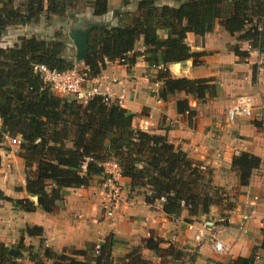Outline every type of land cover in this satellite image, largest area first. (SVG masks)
Segmentation results:
<instances>
[{
  "label": "trees",
  "instance_id": "16d2710c",
  "mask_svg": "<svg viewBox=\"0 0 264 264\" xmlns=\"http://www.w3.org/2000/svg\"><path fill=\"white\" fill-rule=\"evenodd\" d=\"M125 3V2H124ZM81 4V5H80ZM90 7L94 17L107 13V0H0V37L9 28L37 23L41 17L64 18L80 8ZM79 14V13H77ZM117 27H96L88 36V52L82 64L89 77H98L105 62L131 66L138 56L134 52L143 40L145 61L160 69L155 80L161 82L158 97L169 101L177 94L207 103L218 96L214 78L175 79L167 65L192 59L200 65L204 53H193L186 35L203 38L218 25L237 41L253 49L264 50V0H181L176 7L156 5L155 0H139L134 13L117 12ZM52 40L32 36L22 38L13 47H0V120L1 133L19 138V157L24 163L25 190L30 199L13 201L0 190V201L33 212L37 207L52 213L62 201L63 190L89 185L94 176H102L103 164L113 161L133 190H145V202L163 199L162 212L177 216L186 211L191 218L208 214L211 207L234 208L229 192L212 183V171L188 158L175 148L166 136L149 134L133 126L134 115L101 96L86 103L61 98L34 72L44 65L64 72L74 67L65 55L66 44L59 33ZM239 58L248 56L239 46L233 48ZM132 54L131 57H128ZM176 111L190 120L195 116L187 99L176 101ZM259 157L241 153L231 159V171L238 186L249 184ZM38 238L36 251L23 246V236ZM43 230L28 226L18 242V250L31 253L33 264H113L112 239H107L89 258L85 251L64 250L55 253L44 245ZM163 241L152 235L143 240L142 248L160 260L154 263L142 256L141 248L132 247L117 264H177L184 253L172 245L162 248ZM256 250L264 252V228L261 242L248 258L238 257L229 264H264V256L256 262ZM0 244V264H18L17 257ZM82 257L79 260L78 257ZM193 258L189 257V262Z\"/></svg>",
  "mask_w": 264,
  "mask_h": 264
},
{
  "label": "crops",
  "instance_id": "0c3cea01",
  "mask_svg": "<svg viewBox=\"0 0 264 264\" xmlns=\"http://www.w3.org/2000/svg\"><path fill=\"white\" fill-rule=\"evenodd\" d=\"M125 2V3H124ZM139 0H107V13L100 17L92 15L90 7L70 13L64 18L45 16L35 24L8 29L0 37V47H13L22 38L36 36L52 40L55 33L65 36L66 57L74 67L87 71L82 63L75 61V51L69 38L70 29L77 19L84 17L103 27L119 26L117 12L134 13ZM156 5L176 7L181 0H155ZM79 13V14H77ZM233 37L217 25L203 38L191 33L186 35V44L193 53L206 54L201 64L193 60L180 70L169 72L172 78L201 79L214 78L218 84V96L207 103L177 94L169 101L158 103L161 82L155 80L158 70L145 61V47L140 39L134 52L138 54L131 66L117 62H105V68L98 77L87 78L85 91L96 88L98 93L115 102L123 96L121 108L134 115L133 126L149 134L166 136L175 148L186 153L189 159L212 171V183L229 192L234 208L211 207L208 214L189 219L184 210L177 216L162 212L163 200L154 204L145 202V190H131L129 180L120 176L119 200L111 218L104 214L106 193L103 175L91 178L89 185L63 190V199L56 203L52 213L37 207L33 212L16 208L13 204L0 201V244L13 249L20 257L18 264H33L31 253L18 250V242L28 226L43 230L44 245L55 253L64 250L85 251L87 259L93 254L91 246L101 245L112 239L111 257L113 264L119 263L132 247L141 248L142 256L154 263L159 259L142 248L144 239L151 235L163 241L162 248L172 245L184 253V264H229L238 257L248 258L261 242L264 228V57L248 53L245 58L234 54ZM242 43V42H239ZM240 49L247 50V44ZM130 54L128 57H131ZM155 90V92H153ZM239 95L253 99L251 115L245 119L228 120L227 110ZM61 98L70 99L60 96ZM187 99L195 118L189 119L176 111V101ZM9 140V138H7ZM5 143V144H4ZM241 153L259 157L260 166L254 170L249 184L239 187L231 171V159ZM0 190L13 201L30 199L25 190L24 163L19 157V148L0 144ZM32 201V200H31ZM247 220H243V217ZM214 240L221 242L226 250L218 255L213 251ZM23 246L37 250L38 238L23 236ZM27 254V255H26ZM16 255V257H17ZM256 262L264 256L256 250ZM189 257L193 259L189 262ZM44 264L51 261L41 258ZM178 264V263H177Z\"/></svg>",
  "mask_w": 264,
  "mask_h": 264
},
{
  "label": "built area",
  "instance_id": "2783aa9c",
  "mask_svg": "<svg viewBox=\"0 0 264 264\" xmlns=\"http://www.w3.org/2000/svg\"><path fill=\"white\" fill-rule=\"evenodd\" d=\"M247 53L260 54L264 57V50L259 51L257 49L251 48L250 45L247 44ZM120 63L123 60L119 61ZM161 68V66H159ZM88 69V68H86ZM34 72L42 79L44 84L49 86V88L56 94L70 98L79 103H86L91 100L95 96H101L108 103H113L118 106H122L124 102V97H117L115 102L110 101V99L106 96H102L98 93L96 88H91L89 91H85L83 89V85L86 84L88 78V70H79L76 67L69 69L64 72H57L55 70H51L44 65H36L34 66ZM155 92V90H153ZM253 109V99L248 95H239L236 98L235 103L227 110L226 116L228 120L233 121L236 119H245L251 115ZM1 126V120H0ZM1 133V127H0ZM2 134V133H1ZM3 135V134H2ZM12 144L20 145V139H9ZM104 182L103 188L106 193V203L104 206V214L107 218H111L113 215V211L115 206L119 200L120 193V185L119 179L121 175L120 169L117 164L113 161H109L104 163ZM163 200V199H161ZM243 220H247V217H243ZM99 250V245L95 246V251ZM225 246L219 242L214 240L213 242V251L215 254L221 255L225 252Z\"/></svg>",
  "mask_w": 264,
  "mask_h": 264
},
{
  "label": "water",
  "instance_id": "95a60500",
  "mask_svg": "<svg viewBox=\"0 0 264 264\" xmlns=\"http://www.w3.org/2000/svg\"><path fill=\"white\" fill-rule=\"evenodd\" d=\"M102 26L101 24L94 23L92 21H89L85 19L84 17H80L77 19V23L74 26V28L70 29L69 31V38L72 41V46L75 51V61L77 63H82L85 56L87 55L88 52V36L91 33L93 29L96 27ZM185 62L181 63H175V64H170L167 65V69L169 68L171 71H176L177 68L180 70L185 66ZM168 69V71H169ZM179 72H175L178 74ZM170 73V72H169ZM175 79H180V78H175ZM31 200L37 204V197H31ZM9 255L16 257L17 253L15 250L10 249L8 251Z\"/></svg>",
  "mask_w": 264,
  "mask_h": 264
},
{
  "label": "rangeland",
  "instance_id": "374dc122",
  "mask_svg": "<svg viewBox=\"0 0 264 264\" xmlns=\"http://www.w3.org/2000/svg\"><path fill=\"white\" fill-rule=\"evenodd\" d=\"M81 5V4H80ZM84 8H80V9H78V11H82ZM75 12H77V10L75 11ZM219 27L220 26H218L217 25V35H218V29H219ZM13 28H16V27H13ZM221 29H222V27H220ZM10 29H12V28H10ZM230 36V35H229ZM62 40H65L66 38H65V36H63L62 38H61ZM232 43H233V45H235V46H239V47H241V46H243V44L244 43H239L238 41H237V36H233V40H232ZM246 44V43H245ZM74 50V49H73ZM199 53H203V52H199ZM204 55L206 56V54L204 53ZM204 56V57H205ZM201 59H203V57H201L200 58V60ZM190 60H192V59H190ZM117 62V61H116ZM117 63H119L120 64V62H117ZM78 69H81V68H78ZM102 72V71H101ZM101 74V73H100ZM218 81V80H217ZM217 81H215V83L217 82ZM216 85L218 86V84L216 83ZM58 95V94H57ZM58 96H60V95H58ZM249 96V95H248ZM163 100H161L160 98H158V103H161ZM84 104V103H83ZM193 118H195V116L193 117ZM192 118V119H193ZM0 127H2V126H0ZM7 138H9V139H13V138H10V137H8V136H6V134H4L3 133V135L0 133V144L2 143V141H4V142H6V144L8 143V146H10L11 145V147H16V148H19V146L20 145H17V144H12V142H11V140H7ZM17 139V138H16ZM19 139V138H18ZM5 144V143H4ZM19 152H20V148H19ZM30 197V196H29ZM30 200H31V197H30ZM93 253H94V250H93ZM27 255V254H26ZM156 258V257H155ZM159 262H160V260H159ZM186 262H188V260L187 259H184V260H182L180 263H178V264H184V263H186Z\"/></svg>",
  "mask_w": 264,
  "mask_h": 264
}]
</instances>
